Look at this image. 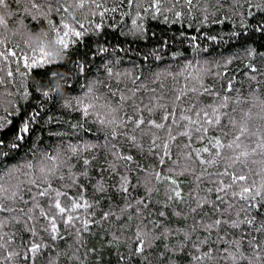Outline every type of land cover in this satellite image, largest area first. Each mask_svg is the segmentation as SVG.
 <instances>
[{"label": "trees", "instance_id": "obj_1", "mask_svg": "<svg viewBox=\"0 0 264 264\" xmlns=\"http://www.w3.org/2000/svg\"><path fill=\"white\" fill-rule=\"evenodd\" d=\"M7 2L13 15L7 21V26H0V53L15 52L16 56H9L7 59L0 56V81H2L0 141L3 142L0 143V181L5 187L26 181L35 173V166L44 161L46 156H53L54 160L57 157L61 160L71 157V163L74 165L72 171L79 174L83 171V159H91L95 156L96 159L88 169L89 176L94 179L86 181L81 177L77 181L80 187H67L63 190L69 197L82 193L85 200L96 205L88 210L94 213L93 220L110 210L115 211L122 219L111 224L106 222L105 228L93 224L91 235L81 234L84 246L79 248L76 256L71 255L69 246L73 244V237L65 230L64 225L58 222L64 239L53 242L43 233L42 226L46 221L40 219L37 230L40 231L44 244L49 247H44L34 260L25 262L22 257L12 260H7L5 257L10 252H23L24 243L32 239L30 232L19 224L12 223L10 213H0V220L6 221V227L0 235H6L10 241L5 244L3 255H0V264H48L50 257L53 264H128V245L135 247L132 244V233L140 220L135 217L133 208L121 212L125 200L112 187L115 177L108 179L109 173H103L108 186L107 192L93 191L95 180L100 179L98 166L106 163L105 151L99 147L105 143V132L101 130L97 120V115L103 118V114L97 112L84 115L77 109L76 98L83 96L89 88L92 92L87 97L88 100L106 94L109 87L116 91V84L120 88H131L134 79L136 84L141 85L137 92L138 96H150L153 90L157 95H171L172 90L185 87L188 82L185 77L190 73L199 74L203 76L202 83L210 86L216 94L198 97L204 105L213 103L214 100L218 102L220 97H226L228 104L222 111L231 114L232 119L239 121L241 116L247 114L257 125L264 123V55H261L264 53V31H256L257 25L264 23V12L251 7L254 15H248L250 5L264 3V0H199L198 3L193 0L191 9L181 3L155 18L150 10L143 11L144 8L149 7L148 0H139L141 7H130L128 0H82L84 7L78 10L71 6V0H55L54 4L51 0H20L19 4L13 3L12 0ZM59 6H62V9L58 13L56 8ZM162 7L167 9L171 7V3ZM113 8L116 11H111ZM204 9H207V12L203 11ZM176 13L181 14L178 19ZM45 15L48 19L44 18ZM206 15L207 19H205ZM33 17H37L38 20H34ZM134 20L137 22L136 25L133 24ZM49 21L57 27L61 35L67 31L62 28L64 23H67L70 29L86 34L80 37L70 34L67 37L69 48L66 61H59V64H53L51 67L28 69L24 66L23 56H38V53H33L29 49L26 43L27 35L36 34L43 29L51 33ZM97 24L102 25L98 30L95 27ZM97 31L100 33L98 36L95 34ZM98 47L108 50L94 54V50ZM73 61H79L83 71H75ZM101 61L111 69L112 73L119 75L109 77ZM189 65L191 67H188ZM249 66L256 71H251ZM9 72L12 73L11 76L8 75ZM48 73H53L54 79L48 80ZM66 79H69L68 83L71 85L66 87L67 97L61 98L59 93L55 92L58 97L45 100L40 95L44 89L54 87L57 81L64 83ZM229 85H231L230 89ZM66 104L68 107H65ZM159 117L160 114L157 113L155 119L159 120ZM226 121L227 118H222L221 123L224 124ZM25 126L28 131L21 132ZM18 133L22 139L16 138ZM209 135L218 136L220 133L212 131ZM164 139L166 136L161 133L160 140ZM183 139L178 137L172 145L173 159L179 156L176 144ZM137 142L143 145L142 151L134 147L129 148L124 141L118 145L121 152L133 156L135 161L133 168L138 164L140 169L148 170V175L144 171L132 172L129 178L133 184L138 180H149L153 167L163 174L169 165L167 159L164 165H159L156 156L149 155L151 141L148 137L140 138L138 134ZM13 144L17 146L13 147ZM77 146H80L79 160L71 153V149ZM111 159V156L107 157L108 161ZM29 164L34 167H25ZM186 167L187 165L181 161L177 171H183ZM193 168L196 169L195 174L189 168L183 175L177 177L182 182L180 186L182 194L186 195L194 189L195 175L199 174L200 166L193 165ZM61 183L55 180L53 187H60ZM205 186L210 185H200V187ZM149 187L153 188V200L159 201L160 204L168 202L165 185L153 181ZM129 193L128 198L134 205L135 199L145 196V188L140 186L133 190L130 187ZM22 195L24 199H30L27 192H23ZM5 203L13 202L5 201ZM168 203L171 205L168 208L160 205L150 206V211L153 213L150 219L159 220L170 228L191 226V214H188L187 218L184 215H173L174 211L187 214V206L176 202ZM109 205H112L111 209ZM13 206L24 207L19 202L14 203ZM158 211H165L166 217L156 215ZM203 211L211 214V207L205 206ZM129 213L134 217L131 222L125 219ZM195 215L197 220L201 219L199 211ZM251 215L258 223L264 222V209L259 210V215L256 213ZM203 219L207 221L209 217L205 216ZM129 224L131 227H128ZM122 227L125 228L123 233L116 231ZM242 228L246 234L250 230L245 226ZM114 231L120 237L118 247L109 243L113 239L111 233ZM206 234L201 229L193 234V239L196 235ZM254 235L256 238L260 237L259 233ZM212 236L215 239L216 230H213ZM181 239L182 237L170 235L166 239L155 240L152 247L145 252L146 255L150 254L149 260L142 261L141 257L133 256L131 264H195L192 260L194 250L191 247L174 253L172 251L165 253V243L175 247L177 241ZM216 247L221 245L217 243ZM206 250L211 249L207 245L201 248V252ZM117 252L124 254L123 261L118 259ZM212 264H215V261Z\"/></svg>", "mask_w": 264, "mask_h": 264}, {"label": "snow or ice", "instance_id": "obj_2", "mask_svg": "<svg viewBox=\"0 0 264 264\" xmlns=\"http://www.w3.org/2000/svg\"><path fill=\"white\" fill-rule=\"evenodd\" d=\"M12 2L19 4L20 0H12ZM51 2L54 4L55 0H51ZM196 2L198 3L199 0ZM128 3L130 7H141L139 0H128ZM168 3H171V7L167 9L162 7ZM181 3L189 9L193 6V0H148L149 7L144 8L143 11L150 10L155 18L166 10L171 11ZM77 7L83 8L84 5L78 3ZM251 7H256L260 12H264V3L250 5L248 15H254ZM61 9L62 6H59L56 11L59 13ZM111 11H116V9L113 8ZM203 11L207 12V9ZM175 15L178 19L181 14L176 13ZM44 18L48 19L47 15ZM139 18L143 19V17ZM33 19L38 20L37 17H33ZM205 19H207V15ZM220 22L223 23V21ZM133 24L136 25L137 22L134 20ZM4 26H7V22ZM101 26V24H97L95 27L98 30ZM49 27L51 28V33L48 31L49 36L55 37L56 44L64 49L66 56L69 48L67 37L70 34L76 37L86 34L70 29L67 23L62 25L63 29H67L63 35L55 25L51 24V21H49ZM81 27L83 26L81 25ZM256 31H264V23H259ZM95 34L100 35L99 31ZM233 35L239 34L233 33ZM28 47L31 52L38 53V56H23L26 68H46L60 63L50 59L49 54L43 48L36 50L31 45ZM107 50L98 47L94 50V54ZM0 56L7 59L9 56L15 57L16 53H0ZM101 64L109 77L119 75L112 73L111 69L103 64V61ZM249 67L251 71H256L251 66ZM73 69L77 72L83 71V66L79 61H73ZM8 75L11 76L12 73L9 72ZM47 79H54L53 73H48ZM69 79L64 81L65 88L71 86L68 83ZM185 79L188 81L185 87L172 90L171 95H157L153 90L150 96H138L137 92L141 85L136 84L134 79L131 88H120L116 84V91L109 87L106 94L88 100L87 97L92 92V89L89 88L87 92L83 93V96L76 98L77 109L84 115H92L97 112L103 114V118L97 115V120L101 130L105 132V143L99 147L105 151L106 163L98 166L100 179L95 180L93 191L107 192L108 186L103 173H109L108 179L115 177L112 187L125 200V206L121 212L133 208L135 217L140 220L132 233V244L135 247L128 245V264H131L133 256L141 257L142 261L149 260L150 254H145L146 249H150L155 240L166 239L170 235L179 236L182 239L177 241L175 247H170L165 243V253L169 251L174 253L191 247L194 250L192 260L195 261V264H212L213 261L215 264H225V262L226 264H264V222L258 223L251 215L252 213L259 215V210L264 209V123L257 125L255 120L247 114L241 116L239 121L232 119L231 114L222 111L228 104L226 97H220L218 102L214 100L213 103L204 105L198 97L201 95L215 96L212 88L202 83V75L190 73ZM230 88L231 85H229ZM40 95L45 100L58 97L55 92L47 91H41ZM65 107L68 105L66 104ZM157 113L160 114L159 120L155 119ZM222 118H227L226 123H221ZM27 131V126L21 129V132L26 133ZM212 131H217L220 135L210 136L209 133ZM161 133L166 136V139L162 141L160 140ZM138 134L140 138L148 137L150 139L149 155L154 154L159 165H164L166 159L169 161V165L163 174L153 167L149 180H138L136 184H133L129 178L132 172L144 171L148 175V170L140 169L138 164L133 168L132 165L135 163L133 156L121 152L118 145L124 141L129 148L134 147L142 151L143 145L137 142ZM178 137L184 139L176 144L179 156L173 159L172 145ZM16 138L22 139V136L18 133ZM0 143L3 142L0 141ZM196 144L202 146L195 147ZM12 146L16 147L17 145L13 144ZM79 147L71 149L72 156H76L77 160H79ZM108 156L112 157L110 161L107 160ZM95 159V156L91 159H83V171L77 174L72 171L74 165L71 163V157L62 160L57 157L54 160L53 156H46L44 161L35 166V173L26 181L17 182L15 186L10 185L9 187H5L4 183L0 181V213H10L12 223L19 224L30 232L32 237L31 240L24 243L23 252H10L5 259L12 260L22 257L25 262L34 260L44 247H49L44 244V239L40 236V231L37 230L40 219L46 221L42 226L43 233L48 240L53 242L64 239L58 222L64 225L65 230L69 231L73 237V244L69 246L72 256H76L79 248L84 246L81 234H92L91 226L93 224L105 228L106 222L111 224L122 219L116 215L115 211L110 210L103 212L98 219L93 220L94 213L88 210L96 205L85 200L82 193L75 197H69L63 190L67 187H80L77 181L81 177L86 181H92L94 178L89 176L88 169ZM181 161L187 167L183 171H177L181 166ZM193 165L200 166L199 174L195 175L196 183L193 191L185 195L180 190L182 182L177 177L183 175L189 168L195 174L196 169L193 168ZM25 167L33 168L34 166L29 164ZM55 180L62 182L60 187H53ZM153 181L166 186V201L187 206V214L174 211L173 215H184L187 218V215L191 214V226L170 228L159 220L150 219L153 214L150 211V206L160 205L163 208L171 206L168 202L160 204L159 201L152 199L153 188L149 185ZM201 184L210 186L200 187ZM140 186L145 188V196L135 199L133 205L128 198L129 189L131 187L135 190ZM23 192H27L30 199H24ZM5 201L13 203L9 204ZM16 202L23 204L24 207H14L13 204ZM205 206L211 207V214L203 211ZM109 208L111 209L112 205H109ZM198 211L201 216L199 220L195 215ZM155 214L159 217H166L165 211H158ZM205 216L209 217L207 221L203 219ZM133 218V214L129 213L125 219L131 222ZM242 226L250 229L247 234ZM5 227L6 221L0 220V233ZM128 227H131V224ZM201 229L207 234L196 235L193 239V234L198 233ZM124 230L123 227L116 229L121 233ZM213 230H216L215 239L212 236ZM254 233H259L260 237L256 238ZM111 235L113 239L109 243L118 247L120 237L116 235L115 231ZM0 241H3L0 243V255H3L5 244L10 241L6 235H0ZM217 243L221 247H216ZM205 245L211 250L201 252V248ZM117 256L121 261L125 259L124 254L119 252H117ZM48 264H53L51 257Z\"/></svg>", "mask_w": 264, "mask_h": 264}, {"label": "clouds", "instance_id": "obj_3", "mask_svg": "<svg viewBox=\"0 0 264 264\" xmlns=\"http://www.w3.org/2000/svg\"><path fill=\"white\" fill-rule=\"evenodd\" d=\"M78 3H82V0H71V6L76 10L79 9L77 7ZM12 15L13 11L8 5L7 0H0V26H4ZM26 43L36 50L43 48L52 60L66 61L67 59L64 49L56 44L55 37L49 38L47 29H43L36 34H28ZM44 91L49 93L58 92L61 98H65L68 95L64 83L60 81H57L54 87H49L44 89Z\"/></svg>", "mask_w": 264, "mask_h": 264}]
</instances>
